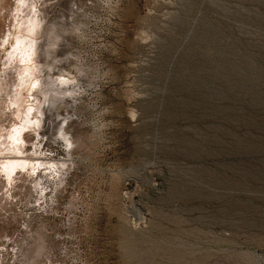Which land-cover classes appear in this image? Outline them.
Wrapping results in <instances>:
<instances>
[{"label": "rangeland", "instance_id": "1", "mask_svg": "<svg viewBox=\"0 0 264 264\" xmlns=\"http://www.w3.org/2000/svg\"><path fill=\"white\" fill-rule=\"evenodd\" d=\"M28 14L66 42L33 74ZM0 30V264H264V0H0Z\"/></svg>", "mask_w": 264, "mask_h": 264}, {"label": "bare ground", "instance_id": "2", "mask_svg": "<svg viewBox=\"0 0 264 264\" xmlns=\"http://www.w3.org/2000/svg\"><path fill=\"white\" fill-rule=\"evenodd\" d=\"M26 1H27V0H26ZM8 2H9V1H8ZM26 3H27V2H26ZM31 3H32V2H31ZM11 4H12V3H11ZM35 4H36V3H35ZM31 5H32V4H31ZM44 5H45V4H44ZM26 6H28V5H26ZM40 6H41V5H40ZM36 7H37V6H36ZM36 7H34V8H36ZM45 7H46V6H45ZM66 7H67V5H66ZM68 7H69V6H68ZM6 8H8V7H6ZM32 8H33V7H32ZM9 9H11V8H9ZM25 9H26V8H25ZM25 9H24V10H25ZM36 9H37V8H36ZM67 9H69V8H67ZM1 10H2V9H1ZM22 10H23V9H22ZM27 10H28V9H27ZM34 10H35V9H34ZM31 11H33V10H31ZM20 12H22V11H20ZM34 12H39V11H34ZM67 12H68V11H67ZM32 13H33V12H32ZM49 13H50V11H49ZM52 13H53V12H52ZM52 13H51V14H52ZM4 14H5V13H4ZM6 15H7V14H6ZM16 15H17V13H16ZM18 15H19V14H18ZM29 15H30V14H28V18L30 17V18H29V21H30V22H29L28 20L26 21L27 24H28V23H29V24H28V25L25 24L26 26L23 25V26L25 27V29H24L23 32L21 31V33L18 35L19 38H17L16 40H14V41H13V42H14L13 44L11 43V44H12V49H11V51H9V50L7 49L8 51H7V52H4V53H5V57L8 58V59L5 58L6 61H7V60H10L13 56H15V61H13L14 57H13V59H12V61L15 62V67H16V65H17L18 67H16V68H18V69H22V70H24L26 73L29 72V73H32V74H33L34 71H35V73L37 72V70L39 69V66H41V65L43 66V63H44V64H46V63H47V64H48V63H51V62H49V61H46V63H45L44 60H45L47 57H44V56H45L46 54H48L50 48H52V47H51V43H53V45L56 47L57 45H55V43H56V44H59V41H61L60 38H61L63 35H62L61 37H59V33H60V32H59V33H54V34H53V38H52V40H50V42L47 41L48 44L45 46V47H46V48H44L45 50H44V51L42 50L43 53L41 52V53H42L41 55H43V54H44V55L41 56L40 53H39V50H40L39 48L42 49V47H41L42 44L39 45V42H40V41L37 40V37L39 36V34L36 35V31L33 32L34 29L36 28L35 26H37L36 24H38V18H35V16H34L33 14H32L33 16H32V15L29 16ZM54 15H55V14H54ZM67 15H69V14L67 13ZM67 15H66V17H67ZM21 16H22V15H21ZM4 17H5V16H4ZM37 17H38V16H37ZM20 18H21V17H20ZM47 18H48V17H47ZM50 18H51V17H50ZM64 18H65V17H64ZM68 18H70V17H68ZM16 19H18V18H16ZM26 19H27V18H26ZM52 19H53V17H52ZM55 19H56V16H55ZM66 19H67V18H66ZM5 20H6V19H5ZM13 20H14V19H13ZM20 20H21V19H20ZM39 20H40V19H39ZM53 20H54V19H53ZM8 21H9V20H8ZM16 21H17V20H16ZM2 22H3V21H2ZM26 22H25V23H26ZM39 22H40V21H39ZM42 22H43V21H42ZM42 22H41V23H42ZM69 22H71L70 19H68V23H69ZM3 23H5V22H3ZM11 23H12V22H11ZM23 23H24V22H23ZM43 24H44V23H43ZM45 24H46V23H45ZM47 24H48V23H47ZM47 24H46L45 26H47ZM66 24H67V23H66ZM21 25H22V24H21ZM39 25H40V24H39ZM39 25H38V26H39ZM48 25H50L49 27H51V24H48ZM52 25H53V24H52ZM23 26H21V27L23 28ZM70 26H71V23H70ZM39 27H40V26H39ZM41 27H42V26H41ZM46 28L48 29V27H46ZM51 28H52V27H51ZM65 28H66V25H65ZM13 29H14V28H13ZM37 29H38V28H37ZM37 29H36V30H37ZM1 30H2V29H1ZM1 30H0V31H1ZM40 30L43 32V30L40 28V29H39V33H40ZM54 30H55V29H54ZM37 31H38V30H37ZM44 31H45V29H44ZM50 31H51V30H50ZM57 31H59V30H57ZM48 32H49V30H47V33H48ZM54 32H55V31H54ZM34 33H35V34H34ZM0 34H2V33L0 32ZM50 34H51V32H50ZM50 34H49V35H50ZM14 35H15V34H14ZM35 35H36V36H35ZM40 35H42V34L40 33ZM0 36H1V35H0ZM3 37H4V36H3ZM16 37H17V36H16ZM40 37H41V36H40ZM11 38H12V37H11ZM48 39H49V38H48ZM56 39L58 40V43H57V41L55 42ZM11 40H12V39H11ZM43 40H44V39H43ZM63 40H64V37H63ZM0 41H2L3 44H4V46H5V44H6V39H3V38H2ZM51 41H52V42H51ZM2 42H1V43H2ZM61 43L63 44L64 42L61 41ZM61 43H60V44H61ZM65 43H66V42H65ZM65 43H64V44H65ZM43 45H45V41H44ZM53 45H52V46H53ZM10 46H11V45H10ZM54 46H53V47H54ZM10 48H11V47H10ZM62 48H63V47H62ZM52 51H54V50L51 49V52H52ZM0 53H1V52H0ZM36 53H37V57H35V55H34V54H36ZM0 57H1V56H0ZM10 57H11V58H10ZM39 57H41V60H43V62H42L41 60H39ZM47 59H48V58H47ZM47 59H46V60H47ZM6 61H4V63H5ZM37 61H38V62L41 61L42 64L39 65L41 62L37 64ZM8 62H11V61H8ZM6 63H7V62H6ZM6 63H5V64H6ZM7 64H9L10 66H12L10 63H7ZM20 64H21V65L23 64L24 67H22ZM3 65H4V64H3ZM3 65H2V66H3ZM13 65H14V64H13ZM51 65H53V64H51ZM42 66H41V67H42ZM54 66H55V65H54ZM65 66H66V65H65ZM12 67H14V66H12ZM15 67H14V68H15ZM37 67H38V68H37ZM41 67H40V68H41ZM44 67H45V69H46V65H45ZM47 67H48V66H47ZM55 67H56V66H55ZM10 68H11V67H10ZM23 68H24V69H23ZM48 68H52V67L49 66ZM48 68H47V69H48ZM45 69H42V70H45ZM47 69L45 70V73L47 72V76H45L46 78H44V77H43V78H44V79H49V78H50V79L53 80L54 77L52 78V75H49V73H50V74L53 73V71H54V70H53L54 67H53V69H52V72H49L50 70H49V69L47 70ZM16 70H17V69H16ZM39 70H40V69H39ZM39 70H38V71H39ZM42 70H41V72H43ZM7 71H8V69H7ZM17 71H19V70H17ZM12 72H14V70H13ZM20 72H21V73H17V74H19V75H21V74H22V75L25 74V72L23 73V71H21V70H20ZM41 72H40V73H41ZM54 72H55V71H54ZM29 73H28V74H29ZM17 74H16V77H17ZM43 74H44V73H43ZM53 74H54V73H53ZM10 75H11V74H10ZM13 75H14V74H13ZM13 75H12V76H13ZM19 75H18V77H19ZM22 75H21V76H22ZM25 75H26V74H25ZM38 75H39V72H38L35 76L32 75V76H34V78L32 77L34 80H32L33 82H32V85H31V86L33 87V85H34L36 88H35V89L33 88V89H34V90H33V94H31V95H33V96L30 95L31 99H30V98H26V100L28 99V101H29V100H32V97H34V96H35V97L33 98V100L37 99V100L39 101V100H40L39 96L42 97V96L46 95V93H47V91L44 90L46 93H44V91H42V92L44 93V95H42V94L39 95V89H40V87H41V88L46 87V85H44V83H45V82L47 83V80H41L40 78H41L43 75L40 74V75H42L40 78H39ZM26 76H27V75H26ZM30 76H31V75H30ZM4 77H5V76H4ZM8 77H9V76H8ZM19 78H21V77H19ZM19 78H17V79H19ZM25 78H26V77H25ZM25 78H21V79H23V81H24ZM29 78H30V77H29ZM0 79H1V77H0ZM2 79H3V77H2ZM5 79H6V78H5ZM7 79H8V78H7ZM21 79H20V80H21ZM27 79H28V76H27ZM20 80H19V81H20ZM25 80H26V79H25ZM26 81H27V80H26ZM44 81H45V82H44ZM49 81H51V80H49ZM49 81H48V83H49ZM7 82H8V81H7ZM7 82H6V83H7ZM9 82H10V81H9ZM17 82H18V81H17ZM20 82H22V81H20ZM30 82H31V80H30ZM30 82H28V83H30ZM39 82H44V83H43V86H44V87L42 86V84H41V86L39 87V85H40ZM13 83H14V82H13ZM15 83H16V82H15ZM18 83H19V82H18ZM18 83H16V84H18ZM22 83H23V82H22ZM26 83H27V82H26ZM50 83H51V82H50ZM54 83H55V81H54ZM60 83H61V82H60ZM4 84H5V83H4ZM24 84H25V81H24ZM24 84H23V85H24ZM14 85H15V84H14ZM21 85H22V84H20V86H21ZM26 85H30V84H26ZM26 85H25V86H26ZM58 85H59V84H58ZM58 85H57V86H58ZM2 86H3V85H2ZM17 86H18V85H17ZM25 86H21V87H25ZM49 86H54V85H51V84H50ZM14 88H15V87H14ZM37 88H38V89H37ZM55 88H56V87H55ZM7 89H8V87H7ZM17 89H18V88H17ZM30 89H31V88H30ZM30 89H29V90H30ZM44 89H45V88H44ZM46 89H47V88H46ZM13 90H14V89H13ZM18 90H19V89H18ZM42 90H43V89H42ZM21 91H22V89H21ZM23 91H24V90H23ZM26 91H27V89H26ZM31 92H32V91H30L29 93H31ZM40 92H41V91H40ZM5 93H6V92H5ZM17 94H19V93H17ZM9 95H10V94H9ZM12 95H13V94H12ZM17 96H18V95H17ZM20 96H21V95H20ZM11 98H12V97H11ZM21 98H22V97H21ZM21 98H20V99H21ZM42 98H44V97H42ZM10 100H11V99H10ZM33 100L31 101V102H32L31 104H32L34 107H36L35 105H36L37 103L35 104ZM45 100H46V99H45ZM17 101H18V100H17ZM17 101H16V102H17ZM46 101H47V100H46ZM44 102H45V101H44ZM50 102H51V101H50ZM50 102H49V103H50ZM26 103H27V101H26ZM29 103H30V102H29ZM38 103H39V102H38ZM40 103H41V102H40ZM46 103H47V102H46ZM23 104H24V103H23ZM32 105H31L30 107H32ZM39 105H40V104H39ZM39 105H37V106L39 107ZM40 106H45V105H43V102H42V105H40ZM23 107H24V106H23ZM30 107H29V109H31ZM45 107H46V106H45ZM49 107H50V106H49ZM51 107H52V106H51ZM27 108H28V107H27ZM32 108H33V107H32ZM43 108H44V107H43ZM19 110H20V109H19ZM19 110H18V111H19ZM24 110H25V109H24ZM43 110H45V109H43ZM48 110H51V109L47 108V110H46L45 112H48ZM52 111H53V110H52ZM26 112H28V111H26ZM41 112H42V110H41ZM43 112H44V111H43ZM20 113H21V111H20ZM36 113H37V112H36ZM25 114H26V113H25ZM21 115H22V114H21ZM29 115H30V114H29ZM35 115H37V114H35ZM32 116H33V115H32ZM21 117H22V116H21ZM26 117H27V116H26ZM33 117H35V116H33ZM30 118H31V117H30ZM30 118L28 117V118H27V119H28L27 121H28V122L30 121V123H33V119L30 120ZM36 118H37V116H36ZM36 118H34V119H36ZM41 118H42V117H41ZM37 120H38V119H37ZM20 121H21V120H20ZM37 122H38V121H36V123H37ZM34 123H35V120H34ZM34 123H33V124H34ZM14 125H15V124H14ZM30 125H31V124H30ZM34 125H35V124H34ZM22 126H23V125H22ZM22 129H23V128H22ZM38 130H39V129H38ZM19 131H20V130H19ZM21 131H22V130H21ZM18 133H19V132H18ZM20 140H21V139H20ZM4 141H5V140H4ZM0 142H1V141H0ZM21 142H22V141H21ZM16 143H18V142H16ZM16 143H15V144H16ZM21 147H22V145H21ZM22 148H23V147H22ZM13 149H14V148H13ZM18 151H19V149H18ZM18 151H17V152H18ZM20 152H21V150H20ZM0 153H1V152H0ZM4 154H5V153H4ZM26 158H27V157H26ZM36 158H37V157H36ZM4 159H6V158H4ZM28 160H29V159H28ZM9 161H10V160H9ZM14 161H16V160H14ZM26 161H27V160H26ZM1 162H2V161H1ZM6 162H7V161H6ZM24 162H25V161H24ZM7 163H8V162H7ZM0 164H1V163H0ZM5 164H6V163H5ZM14 164H17V163L15 162ZM14 164H13V166H14ZM34 164H35V163H34ZM23 165H24V164H23ZM20 166H21V165H20ZM16 167H17V166H16Z\"/></svg>", "mask_w": 264, "mask_h": 264}]
</instances>
